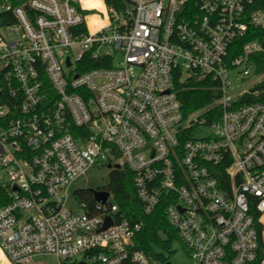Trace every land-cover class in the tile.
Returning a JSON list of instances; mask_svg holds the SVG:
<instances>
[{"label": "built area", "instance_id": "1", "mask_svg": "<svg viewBox=\"0 0 264 264\" xmlns=\"http://www.w3.org/2000/svg\"><path fill=\"white\" fill-rule=\"evenodd\" d=\"M17 1L0 0L14 20L0 25L7 264H159L112 191L91 202L72 190L95 166L133 171L145 214L166 202L191 264H264V99L242 102L264 97V35L239 42L264 28V0ZM251 75L234 92L231 78ZM178 76L212 79L213 104L184 114Z\"/></svg>", "mask_w": 264, "mask_h": 264}, {"label": "trees", "instance_id": "2", "mask_svg": "<svg viewBox=\"0 0 264 264\" xmlns=\"http://www.w3.org/2000/svg\"><path fill=\"white\" fill-rule=\"evenodd\" d=\"M18 0L17 3H21ZM89 6H101L100 0H84ZM95 15L89 18L91 21ZM12 16L0 13V25L13 22ZM264 35V28H249L248 35L239 41L241 44L247 40ZM238 48L237 52H240ZM253 58L256 60V72L264 71V54H255ZM104 64L95 61L91 64L79 65V71H86L94 67H100ZM175 86L178 91V97L182 103L184 114L189 115L197 110L204 109L213 104L216 90L213 87L214 81L210 78L190 77L183 80L180 76L175 79ZM256 88H264V82ZM255 98L251 94H246L242 102H251L262 100ZM212 119L209 118V121ZM114 193L115 201L121 210L122 216L132 223H141V229L136 233L135 245L136 248L145 251L159 264L168 262L167 252L171 255L175 250L173 245L179 241L176 230L169 223L165 213V204L162 202L157 206L151 214H145L142 209V204L136 195L134 186V173L128 167L113 169L109 173L108 183L104 186ZM82 197L93 202L91 189H82L77 191ZM4 194V190L0 189V195ZM254 264H260L256 261Z\"/></svg>", "mask_w": 264, "mask_h": 264}, {"label": "rangeland", "instance_id": "3", "mask_svg": "<svg viewBox=\"0 0 264 264\" xmlns=\"http://www.w3.org/2000/svg\"><path fill=\"white\" fill-rule=\"evenodd\" d=\"M260 81L257 75H251L245 79H240L237 77L231 78V83L235 91H240L242 89H250L256 83ZM111 169L108 166H95L88 170L84 175L80 176L72 185L73 191H79L82 189H98L104 187L109 180V173ZM113 200L111 196L110 201ZM81 212V211H79ZM174 252L169 255L167 252L165 254L168 256V261L171 264H191V258L189 256L186 248L179 242L176 241L173 245ZM35 264H55L56 257L53 255H43L36 257L34 259ZM0 264H7L2 252L0 251Z\"/></svg>", "mask_w": 264, "mask_h": 264}, {"label": "water", "instance_id": "4", "mask_svg": "<svg viewBox=\"0 0 264 264\" xmlns=\"http://www.w3.org/2000/svg\"><path fill=\"white\" fill-rule=\"evenodd\" d=\"M93 195H94V198L98 201H102L104 202L107 197H108V194L109 192L108 191H103V190H98V189H91ZM112 220L110 217H106V221L103 225V227L101 229H105L107 228L110 224H111ZM79 264H84V262H81ZM165 264H171L169 261L166 262Z\"/></svg>", "mask_w": 264, "mask_h": 264}, {"label": "bare ground", "instance_id": "5", "mask_svg": "<svg viewBox=\"0 0 264 264\" xmlns=\"http://www.w3.org/2000/svg\"><path fill=\"white\" fill-rule=\"evenodd\" d=\"M92 26L99 24V19L95 16L91 21H89ZM1 251V250H0Z\"/></svg>", "mask_w": 264, "mask_h": 264}]
</instances>
